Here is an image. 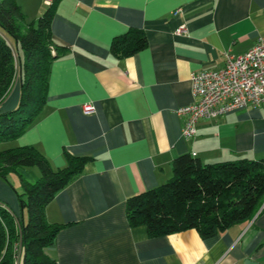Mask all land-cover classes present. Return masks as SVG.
<instances>
[{"label":"crops","instance_id":"crops-1","mask_svg":"<svg viewBox=\"0 0 264 264\" xmlns=\"http://www.w3.org/2000/svg\"><path fill=\"white\" fill-rule=\"evenodd\" d=\"M55 2L52 35L67 49L51 64L46 104L20 137L0 142L3 149L33 145L56 170L67 166L66 153L88 158L46 206L48 221L62 225L47 253L56 264H264V211L209 237L196 229L152 237L130 224L126 210L129 197L173 176L181 154L203 163L264 158V104L201 119L189 138L177 112L195 101L192 74L221 69L227 52L258 43L264 0ZM41 4L32 2L33 15L43 13ZM133 28L145 32L148 46L112 54L113 39ZM0 35L6 38L1 28ZM19 100L18 71L0 112ZM87 103L93 112H84ZM26 176L34 182L40 172L29 168ZM13 177L19 185L17 173L0 177V202L20 223L26 215Z\"/></svg>","mask_w":264,"mask_h":264},{"label":"trees","instance_id":"trees-1","mask_svg":"<svg viewBox=\"0 0 264 264\" xmlns=\"http://www.w3.org/2000/svg\"><path fill=\"white\" fill-rule=\"evenodd\" d=\"M55 1L35 21L28 20L17 0H0V28L6 34V38L0 35V104L18 71L20 81L18 106L0 112V142L20 137L46 104L51 64L67 49L52 35ZM147 46L145 32L133 28L115 37L110 50L127 57ZM66 158L67 166L56 170L33 145L0 150V177L18 174L23 187L20 204L27 212L26 219L17 224L14 214L0 202V264H15L20 248L22 264H56L46 250L62 225L49 222L45 209L88 161L69 153ZM19 167H37L40 177L30 182ZM172 170L173 176L162 185L127 199L130 224L146 226L152 237L188 229L209 237L264 211V158L203 163L184 153L173 160Z\"/></svg>","mask_w":264,"mask_h":264},{"label":"built area","instance_id":"built-area-1","mask_svg":"<svg viewBox=\"0 0 264 264\" xmlns=\"http://www.w3.org/2000/svg\"><path fill=\"white\" fill-rule=\"evenodd\" d=\"M47 6L54 0H43ZM179 32H186L184 27ZM226 64L217 70L192 74V95L195 101L177 110L185 117L183 135L197 134L201 119H213L236 109L264 104V35L258 43L242 54H225ZM95 110L92 103L84 104V112ZM196 155V153H193ZM19 253L15 264H18Z\"/></svg>","mask_w":264,"mask_h":264},{"label":"rangeland","instance_id":"rangeland-1","mask_svg":"<svg viewBox=\"0 0 264 264\" xmlns=\"http://www.w3.org/2000/svg\"><path fill=\"white\" fill-rule=\"evenodd\" d=\"M18 1V0H17ZM31 1V0H30ZM29 0H19L18 1V3L21 5V7H22V10H23V12L25 13V15L27 16V15H30V17L31 18H29V20H37L38 18H39V16L40 15H42L47 9H48V6L46 5V6H44V5H42L41 4V6H42V9H43V13L42 14H38V15H33L32 14V11L34 10V8H31V5H32V2H34V4H36L37 2H39L40 3V1L41 0H32L31 2H30ZM6 35V34H5ZM0 149H3V143H0ZM29 168H37V167H19L18 168V170H19V172L20 173H22L23 174V176L25 175V179L26 180H28V181H30L29 179H28V176H26V170H28ZM15 178L16 177H13V179H12V181L11 182H13V180H15ZM8 179V178H7ZM32 181V180H31ZM30 181V182H31ZM10 182V183H11ZM14 184H12V186H14L13 187V190H14V192H15V194H16V196L18 197V199H19V202L21 203V201H20V198H19V194H21L22 192H23V187H22V185H21V183L18 185V183L17 182H13ZM25 198V197H24ZM25 215H26V217H27V212H25ZM16 222H17V224H19L18 223V220H16ZM19 250V249H18ZM17 250V251H18ZM19 253V252H18ZM20 254V253H19ZM15 261H16V259H15ZM17 263L19 264V261H17Z\"/></svg>","mask_w":264,"mask_h":264},{"label":"water","instance_id":"water-1","mask_svg":"<svg viewBox=\"0 0 264 264\" xmlns=\"http://www.w3.org/2000/svg\"><path fill=\"white\" fill-rule=\"evenodd\" d=\"M245 264H255V262H252L251 260H246Z\"/></svg>","mask_w":264,"mask_h":264}]
</instances>
